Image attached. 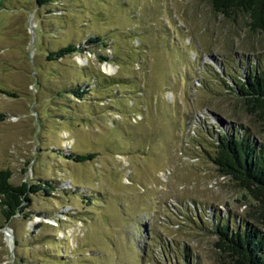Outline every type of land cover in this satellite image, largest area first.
<instances>
[{"label": "rangeland", "instance_id": "rangeland-1", "mask_svg": "<svg viewBox=\"0 0 264 264\" xmlns=\"http://www.w3.org/2000/svg\"><path fill=\"white\" fill-rule=\"evenodd\" d=\"M248 21L205 0H3L0 170L55 189L0 215V264H232L221 226L264 233V204L212 160L224 130L264 140L233 94L264 64ZM69 44L89 50L50 59Z\"/></svg>", "mask_w": 264, "mask_h": 264}, {"label": "trees", "instance_id": "trees-1", "mask_svg": "<svg viewBox=\"0 0 264 264\" xmlns=\"http://www.w3.org/2000/svg\"><path fill=\"white\" fill-rule=\"evenodd\" d=\"M39 5H45L50 0H37ZM214 11L224 17L231 18L237 12L244 13L249 18L248 28L254 33L264 34V0H205ZM3 0H0V8ZM89 47L106 49L109 43L100 36H90L86 40ZM89 50L69 44L50 54V59H62L74 52ZM102 61H108V56L99 55ZM256 61L251 66L245 78L233 88L236 99L242 101L244 111L257 118L264 133V64ZM92 84L86 82L68 91L83 99L92 90ZM232 89V88H231ZM67 91V92H68ZM216 154L213 162L223 175L233 177L254 198L264 204V140L257 142L247 131L220 132L216 138ZM67 158L76 162H85L96 157L95 153L70 154ZM12 173L0 170V215L9 222L19 211H24V203L32 202L31 194L43 190L47 195L55 189L52 182L29 185L27 182L15 185L11 182ZM219 248L232 258V264H264V233L256 227H237L230 230L228 225L218 230Z\"/></svg>", "mask_w": 264, "mask_h": 264}]
</instances>
